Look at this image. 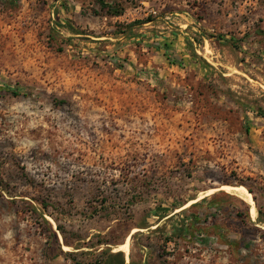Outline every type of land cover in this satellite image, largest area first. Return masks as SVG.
<instances>
[{
  "label": "rangeland",
  "instance_id": "obj_1",
  "mask_svg": "<svg viewBox=\"0 0 264 264\" xmlns=\"http://www.w3.org/2000/svg\"><path fill=\"white\" fill-rule=\"evenodd\" d=\"M104 1L0 0V264H264V44Z\"/></svg>",
  "mask_w": 264,
  "mask_h": 264
},
{
  "label": "crops",
  "instance_id": "obj_2",
  "mask_svg": "<svg viewBox=\"0 0 264 264\" xmlns=\"http://www.w3.org/2000/svg\"><path fill=\"white\" fill-rule=\"evenodd\" d=\"M228 2H230L228 9H223L222 7L219 6V9H217L218 7L217 8L214 7L211 10L209 8H205V4H203V5H200L199 7H196L197 14H195V12H193L192 10L184 11V13L189 16V19L193 20V21L190 20V22L188 23V24L191 23L189 31L191 32V30L194 28H197V29L202 28L203 30L207 32L220 30L221 32H225L228 35H231L230 31L234 30L236 33H233V34H236L237 36H243L244 33L249 30L251 25L250 23H246V22L242 23L240 21L241 19L240 17L243 14H246L248 12V8L249 10H250V7L256 8V5L258 4V0H229ZM171 14L173 15L175 14V12H172ZM211 19L215 20V22H211ZM219 21L223 22L224 24H227L229 22V27L225 25H221V24L216 25L215 23ZM241 30H244V31L242 32ZM188 33H184V35L186 36ZM187 40L191 41L194 39L190 37L183 38V42L186 43ZM203 40H205V42H210L206 38H203ZM251 42H252L251 40H248V41H244L243 43L248 44ZM183 209L184 207L176 210L175 212L167 214L163 219L171 220L174 216H176V212H178L179 210H183ZM158 225L159 224H157L156 226ZM118 252H121V251H119L118 249L111 250L112 254H117ZM129 262L130 261H127L125 258V264H129Z\"/></svg>",
  "mask_w": 264,
  "mask_h": 264
},
{
  "label": "trees",
  "instance_id": "obj_3",
  "mask_svg": "<svg viewBox=\"0 0 264 264\" xmlns=\"http://www.w3.org/2000/svg\"><path fill=\"white\" fill-rule=\"evenodd\" d=\"M99 3L101 4V6L105 9H107V12H109L112 16H121L124 13V9L123 8H117L116 6L110 5L108 3H106L104 0H99ZM200 18V17H198ZM146 23V21H140L138 24H144ZM133 26V25H132ZM203 33L201 34L202 39L206 38L207 40H209L210 42H214L216 43H235L237 42L238 44H243L244 41H248L251 40L253 42H259L264 44V28L258 26V25H254L253 27L251 26L249 28L248 31H246L244 33L243 36L238 37L236 34L231 33V35H228L225 32H216V31H212V32H207L205 30L202 31ZM195 42H198V36L196 35V37L194 38ZM186 44L189 48H194V43L190 40L186 41ZM196 51L194 50L193 55L196 56ZM13 94L17 95V91L13 90ZM228 192V191H227ZM200 203H194L190 206V208L196 207L198 206ZM186 210V209H184ZM183 210V211H184ZM251 214H254L251 212ZM161 219H163L165 216H161L158 215ZM237 216L238 217H242V213L237 212ZM194 223H192L193 225ZM66 247H72L73 245H71L68 242H64ZM102 244H106V245H110L109 242L105 241ZM81 247L76 248L77 250H79ZM95 264H125V255L123 254V252H118L117 254H112L111 250H108V257L103 261V260H96ZM129 264H134V262L131 260L129 262Z\"/></svg>",
  "mask_w": 264,
  "mask_h": 264
},
{
  "label": "bare ground",
  "instance_id": "obj_4",
  "mask_svg": "<svg viewBox=\"0 0 264 264\" xmlns=\"http://www.w3.org/2000/svg\"><path fill=\"white\" fill-rule=\"evenodd\" d=\"M231 190H233V191H236L239 195H244V193L241 191V190H239V189H237V188H230ZM251 196V195H250ZM247 199V198H246ZM250 199V198H249ZM245 200V199H244ZM251 201V200H250Z\"/></svg>",
  "mask_w": 264,
  "mask_h": 264
}]
</instances>
